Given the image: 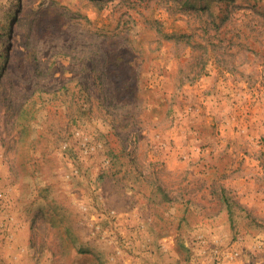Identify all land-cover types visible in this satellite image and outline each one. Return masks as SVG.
Returning a JSON list of instances; mask_svg holds the SVG:
<instances>
[{"label": "rangeland", "instance_id": "1", "mask_svg": "<svg viewBox=\"0 0 264 264\" xmlns=\"http://www.w3.org/2000/svg\"><path fill=\"white\" fill-rule=\"evenodd\" d=\"M0 264H264V0H0Z\"/></svg>", "mask_w": 264, "mask_h": 264}]
</instances>
